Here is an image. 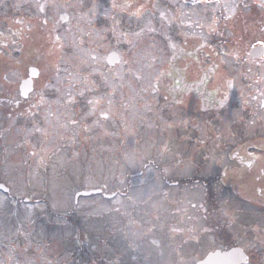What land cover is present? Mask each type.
Listing matches in <instances>:
<instances>
[{
    "label": "flooded vegetation",
    "instance_id": "flooded-vegetation-1",
    "mask_svg": "<svg viewBox=\"0 0 264 264\" xmlns=\"http://www.w3.org/2000/svg\"><path fill=\"white\" fill-rule=\"evenodd\" d=\"M220 1L0 0V162L161 132L170 262L264 264V7Z\"/></svg>",
    "mask_w": 264,
    "mask_h": 264
},
{
    "label": "rangeland",
    "instance_id": "rangeland-1",
    "mask_svg": "<svg viewBox=\"0 0 264 264\" xmlns=\"http://www.w3.org/2000/svg\"><path fill=\"white\" fill-rule=\"evenodd\" d=\"M133 17L136 18L135 15ZM148 39V36L144 35L138 40V45L148 43ZM146 134L140 145H137L133 151H128L125 143L119 145V161L116 167L112 164L117 156L112 157L106 149L90 152L92 161H89L86 166L83 154L79 156L77 153L73 154V162L69 164L65 160L64 153L60 154L47 167L46 172L44 170L47 176L45 185L40 182L43 176L38 170L35 169L32 175L33 168L12 165L11 160L9 161V153H5L3 157L5 162L0 166V182L10 189L13 199L5 201L0 196V264H48V260L53 255L52 252L60 246L64 249L63 260L52 264H77L76 259L67 255V247L70 243L73 245V241L70 242L69 238L67 240L65 234L71 227L66 222L60 223L55 217V215L65 214L66 210L72 209L71 203L61 198V195L66 197V192L77 193L95 188L96 184L90 181L91 178L99 186L106 185L109 188L107 180H111L109 177L112 175V169L114 172L118 171L119 166V175L124 178L127 172L125 167H135L139 159L143 160V158L151 164V168L145 171V179L136 181L133 189L121 197V201H114L113 205L108 204L107 206H102L98 202L91 203L97 209L114 210L115 206H119V214L112 212L105 218L101 216L90 218L89 228L103 231L104 225H110L111 219L119 215L124 240L129 246L135 247L134 251L140 257L139 260L142 259L140 264L179 262L184 255L178 259L173 256L172 263L170 262L165 232L166 204H164L163 196H156L153 193V185H150L148 180L160 172L163 178L179 180L185 172L169 171L157 164L166 154V149L160 147L164 134L148 131ZM135 159L138 161L136 162ZM101 164L106 165V170L100 167ZM113 178L116 179L118 176L114 175ZM119 182L121 187L124 179L120 181L119 177ZM41 201L43 205L39 204ZM89 203L82 201L78 209H84ZM89 212L91 215H99L97 210ZM66 219L64 218V221ZM148 224H153L150 230L147 228ZM111 228L108 227L104 232L105 236H109V233L114 235L119 230V228L112 230ZM135 236L141 237V241H136ZM106 240L112 244L117 243L116 235ZM11 241L21 243L14 248L18 244H10ZM10 247L12 249L7 250ZM183 253L185 254L184 251ZM9 254L11 257L8 259L6 256Z\"/></svg>",
    "mask_w": 264,
    "mask_h": 264
}]
</instances>
